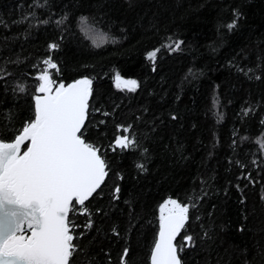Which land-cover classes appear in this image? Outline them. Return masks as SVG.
<instances>
[{
  "label": "trees",
  "instance_id": "obj_1",
  "mask_svg": "<svg viewBox=\"0 0 264 264\" xmlns=\"http://www.w3.org/2000/svg\"><path fill=\"white\" fill-rule=\"evenodd\" d=\"M43 77L91 81L79 136L105 165L67 264H150L167 201L180 264H264V0H0V142Z\"/></svg>",
  "mask_w": 264,
  "mask_h": 264
},
{
  "label": "water",
  "instance_id": "obj_2",
  "mask_svg": "<svg viewBox=\"0 0 264 264\" xmlns=\"http://www.w3.org/2000/svg\"><path fill=\"white\" fill-rule=\"evenodd\" d=\"M90 95L87 77L57 87L43 77L33 121L0 142V264L68 263L69 208L84 204L105 178L98 150L79 136ZM182 225L178 211L160 219L150 264H180Z\"/></svg>",
  "mask_w": 264,
  "mask_h": 264
},
{
  "label": "rangeland",
  "instance_id": "obj_3",
  "mask_svg": "<svg viewBox=\"0 0 264 264\" xmlns=\"http://www.w3.org/2000/svg\"><path fill=\"white\" fill-rule=\"evenodd\" d=\"M149 56L153 59L154 53L151 52L149 54ZM115 83H116V85L118 87L127 88V89H131V88H133L135 86V81L134 80L125 79V78H121V77H116L115 78ZM128 142L129 141L124 136L119 137L118 140H117V143L119 145L126 144ZM171 210L172 211H178L181 215L183 214V209H182V207L179 204H177L174 201H167L161 207V213H160L161 218L164 217Z\"/></svg>",
  "mask_w": 264,
  "mask_h": 264
}]
</instances>
